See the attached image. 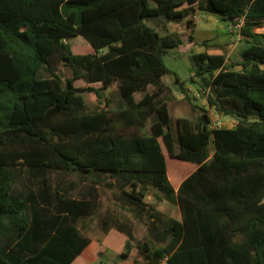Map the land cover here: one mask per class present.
I'll return each instance as SVG.
<instances>
[{"label":"trees","instance_id":"obj_1","mask_svg":"<svg viewBox=\"0 0 264 264\" xmlns=\"http://www.w3.org/2000/svg\"><path fill=\"white\" fill-rule=\"evenodd\" d=\"M199 10L242 20L239 62L222 49L189 54L191 81L233 127L210 128L203 108L174 119L161 98L163 57L184 40L157 27L191 26ZM263 23L264 0H0V264H92L78 224L96 210L98 185L118 187L138 216L149 188L178 205L179 218L148 213L145 264H264ZM77 35L90 48L71 45ZM113 82L124 106L104 95ZM83 92L103 103L89 107ZM50 170L88 180L93 197L52 188ZM128 227L117 223L133 238Z\"/></svg>","mask_w":264,"mask_h":264},{"label":"rangeland","instance_id":"obj_2","mask_svg":"<svg viewBox=\"0 0 264 264\" xmlns=\"http://www.w3.org/2000/svg\"><path fill=\"white\" fill-rule=\"evenodd\" d=\"M194 23L189 26L186 20L173 21L170 20L165 29L157 27L160 32L170 31L178 33L184 42L175 48L169 49L168 53L164 55V63L170 69V73L164 74L161 77V82L165 86L161 98L168 103L170 116L174 119L176 117L186 116L194 118L201 108L208 111L213 121H222L226 126L235 124V117L231 115H222L217 113L214 108L208 106L205 98V93L198 89V84L191 81L192 67L189 61V54L191 52L203 51L205 47L210 50L222 49L227 57L228 62H239L241 59L240 49L244 45V38L239 33V26L236 24L228 25L224 21H220L215 15L206 11H197L193 17ZM256 32L264 33V23L261 27L255 29ZM192 32L194 41L189 42L186 37ZM71 45L75 47L90 48L89 43L80 35L67 38ZM206 40V46L201 44ZM106 49H102L104 52ZM234 68H240L235 65ZM60 74L63 78L70 75L67 67L59 66ZM41 75H45L42 73ZM185 82L187 93L191 99H188L181 92L179 85L175 81V76ZM76 85L84 84L82 81L75 82ZM153 85H149L147 90H154ZM86 104L89 107H95L103 101H99L93 92H83ZM105 96L109 98L110 105L113 107L124 106L125 102L121 97L119 88L116 82L106 89ZM142 93L136 92L134 94L136 99H139ZM154 116L149 117L147 126L142 130L143 133L150 132L149 124L152 122ZM46 177L52 188H59L65 191L68 195L77 197L84 194L86 197H93L89 195L90 183L88 180L80 181L78 176L74 173H63L59 171H48ZM115 182V179L111 180ZM130 187V186H128ZM120 191L118 187L111 185H98L91 190V194L95 195L94 201L96 210L88 216L82 218L79 222V227L83 226L86 235L91 239L88 249L94 248L97 241H100L104 248L102 252L97 253L96 259L92 264H145L146 257L139 250L138 244L143 241L148 234V213L166 218L171 216L175 218L180 217V211L177 204L169 203L164 199H158L155 195V190L149 188L148 193L144 197L146 205L145 210L136 215V209L126 206L123 201L114 198V194ZM130 207V208H129ZM103 222L109 226L108 231H104ZM117 223L123 226H129L133 238H128L125 231L117 228ZM160 229L163 226H159ZM127 240H129V249L126 250ZM124 253V254H122ZM90 257V256H89Z\"/></svg>","mask_w":264,"mask_h":264},{"label":"crops","instance_id":"obj_3","mask_svg":"<svg viewBox=\"0 0 264 264\" xmlns=\"http://www.w3.org/2000/svg\"><path fill=\"white\" fill-rule=\"evenodd\" d=\"M137 92H139V91H137ZM136 93V92H135ZM134 93V94H135ZM142 94H143V92H141ZM142 96V95H141ZM140 96V97H141ZM135 97V96H134ZM136 99V98H135ZM136 100H138V99H136ZM236 122V121H235ZM235 124H233L232 126H226V125H223V126H225V127H233ZM152 189V188H151ZM95 247V246H94ZM88 249V246L85 248V250H84V255L87 257V258H89V259H91L92 260V262L96 259V257H97V255H94L91 251L93 250V248H91L90 250H87ZM90 256V257H89ZM94 256H96V257H94Z\"/></svg>","mask_w":264,"mask_h":264},{"label":"built area","instance_id":"obj_4","mask_svg":"<svg viewBox=\"0 0 264 264\" xmlns=\"http://www.w3.org/2000/svg\"><path fill=\"white\" fill-rule=\"evenodd\" d=\"M241 23H242V20H240L238 23H236V25L240 27ZM223 125L224 124H223L222 121H219V120L213 121V120H211V123H210L209 126H210V128H216V127H221Z\"/></svg>","mask_w":264,"mask_h":264}]
</instances>
